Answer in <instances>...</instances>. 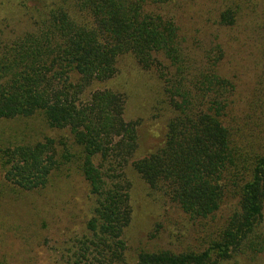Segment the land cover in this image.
Returning <instances> with one entry per match:
<instances>
[{
  "label": "trees",
  "instance_id": "16d2710c",
  "mask_svg": "<svg viewBox=\"0 0 264 264\" xmlns=\"http://www.w3.org/2000/svg\"><path fill=\"white\" fill-rule=\"evenodd\" d=\"M209 1L10 0L4 7L0 122L26 128L33 120L36 133L57 131L0 133L5 179L36 191L75 171L93 198L87 231L61 250L62 264H223L264 252V56L245 98L238 58L242 45L261 47L264 39L245 35L235 48L193 29L189 21ZM240 2L220 10V26L257 10L258 2ZM125 54L155 70L170 100L165 141L134 161L137 123L124 118L126 95L89 90L114 77ZM130 165L166 208L171 202L195 222L186 247L138 242V257L129 260ZM5 243L0 264L25 252Z\"/></svg>",
  "mask_w": 264,
  "mask_h": 264
},
{
  "label": "rangeland",
  "instance_id": "374dc122",
  "mask_svg": "<svg viewBox=\"0 0 264 264\" xmlns=\"http://www.w3.org/2000/svg\"><path fill=\"white\" fill-rule=\"evenodd\" d=\"M1 1L0 18L7 16L4 7L10 3V0ZM240 1L210 0L208 11L199 14L189 23L193 29L209 31L213 39L219 36V42L227 40L235 48L246 42L245 35L254 34L261 41L264 39V0H251L258 2L257 10H244L249 13L241 17L239 15L234 26L222 27L217 23L220 10L234 7ZM260 46L253 48L245 44L239 48L241 55L238 58L244 64L240 75L243 98L248 96L256 79V58L264 56V43ZM118 66L119 71L114 77L95 82L89 90L111 89L126 95L124 118L127 122L137 123L138 144L132 154L134 161L157 150L165 141L170 118V100L164 91V83L154 69L144 70L130 54L122 55ZM32 122L33 120L24 128L23 122L18 124L2 121L0 133L5 132L8 135L23 131L25 134L26 130L34 134L37 127ZM42 128L43 130L36 133L39 136H42V132L56 135L57 131L44 126ZM130 169L134 185L133 219L127 239L129 260L135 262L138 257L136 250H132V245L138 242H143L142 245L148 249L180 250L190 244L196 228L195 222L171 202L170 207L166 208L160 191L151 188L132 165ZM92 203L87 181L75 171H71L68 176L55 174L52 184L44 189L23 191L5 179L0 164V237H4L1 238L0 248H6L5 242L8 240L14 250H25L15 259L8 258L6 264H62L61 250L75 236L87 231L86 224ZM223 264H264V252L254 260L244 256L235 257Z\"/></svg>",
  "mask_w": 264,
  "mask_h": 264
}]
</instances>
